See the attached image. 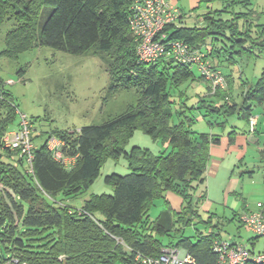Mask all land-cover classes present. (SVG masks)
<instances>
[{
    "label": "trees",
    "instance_id": "16d2710c",
    "mask_svg": "<svg viewBox=\"0 0 264 264\" xmlns=\"http://www.w3.org/2000/svg\"><path fill=\"white\" fill-rule=\"evenodd\" d=\"M199 1L200 5L220 1L222 9L203 14L202 23L188 25L179 17L167 24L161 36L165 35L168 47L172 41L183 40L203 49L212 61L225 55L231 62L234 54L264 52V23L255 22L257 11L250 0ZM133 2L0 0V27L11 22L0 55L18 59L38 46L73 54L94 47L114 57L113 71L121 76L117 82L137 87L140 96L137 106L102 124L86 125L73 133L52 131L28 163L20 149L4 146L19 108L0 75V264H134L135 253L158 255L164 247L185 248L194 259L188 264H216L213 243L220 233H200L195 241L181 238L169 244L161 236L178 225H191L199 216V205L192 202L190 192L205 184L210 147L220 142V136L193 131L194 117L185 109L177 114L186 120L173 122L171 90L206 79L168 55L154 62L139 59L138 41L130 26ZM238 6L242 10L237 11ZM43 12L46 20L38 32ZM231 93L230 87L212 93L209 84L207 94L187 109L205 108L221 116L239 112L249 122L253 106L264 103V69L256 83L243 91L240 106ZM136 129L170 143L172 151L155 155L134 148L126 152L124 145ZM51 136L64 141L62 150L74 158L72 165L54 158L47 142ZM123 153L131 171L106 176L112 193L92 194L80 209L57 201L58 194L84 193L99 174L103 158ZM167 191L179 194L184 203L180 210L168 206L152 221L150 203ZM205 196L200 198L205 201Z\"/></svg>",
    "mask_w": 264,
    "mask_h": 264
},
{
    "label": "rangeland",
    "instance_id": "374dc122",
    "mask_svg": "<svg viewBox=\"0 0 264 264\" xmlns=\"http://www.w3.org/2000/svg\"><path fill=\"white\" fill-rule=\"evenodd\" d=\"M178 2L187 14L190 13L188 16H196L199 19L209 10L222 9L220 1L202 5L199 1V4H194L195 6L190 0ZM250 2L257 11L255 22L264 23V0ZM236 9L242 10L241 6ZM45 14L43 12L41 15L38 32L46 20ZM10 28L11 22L8 21L0 27V52L5 47V35ZM113 59L111 54L101 53L94 47L83 53L73 54L50 46H38L22 52L18 59L0 55V75L19 108L11 130L18 128L21 114H25L32 122L33 142L39 146L47 140L52 131L69 130L73 133L86 125L102 124L125 113L131 106H137L140 98L137 87L117 82L121 80V76L117 71H113ZM223 59L226 66L228 63L225 55ZM216 62H219L217 59L213 63L218 66ZM228 66L234 71L235 82L231 91L233 101L240 105L243 101L244 82L254 84L264 69V52L255 55L234 54L233 61ZM193 71L200 77L201 73L196 66L193 67ZM229 86L228 80L227 87ZM207 92L208 87L203 80L192 84L189 81L178 89H172L171 100L175 111L173 122L186 120L177 114L178 110L185 109L190 117H194L192 129L196 133L220 132L223 126L237 132L248 130V121L239 112L218 116L217 120L224 122L218 125L215 121L213 123L214 116L210 117L211 112L208 109H187L196 104L199 97L205 96ZM254 112L260 118L259 144L250 143L248 149L242 152V156H239V151L229 150L225 152L224 159L221 155L214 156L216 160L219 158L223 161L222 172L214 174L213 164L210 162L205 184L196 185V189L190 192L192 202L199 205V216L191 225L185 227L178 225L170 234L161 235L165 244L176 243L181 238L195 241L200 233L204 236L215 231L220 233L219 238L245 242L249 247L255 242L256 250L264 249V237L251 240L256 236L255 232L248 230L239 220L247 207L258 202V197L262 196L260 190L264 186V106L257 105ZM206 113L207 117L204 116ZM209 119H212L213 126L208 122ZM134 148L148 150L155 155L172 151L170 143L154 139L141 129H136L124 145L126 152H131ZM130 171V163L124 153L119 156L106 155L102 160L99 174L88 190L72 197L58 194L57 201L80 209L92 194L113 192V186L106 182L107 175L113 173L125 175ZM232 177L238 178L239 182L236 192L229 193L225 188ZM170 193L182 200L180 208L182 207L183 198L175 192L167 191L162 197L152 199L148 209L152 221H155L168 206L174 209ZM204 194L205 201L200 198Z\"/></svg>",
    "mask_w": 264,
    "mask_h": 264
},
{
    "label": "built area",
    "instance_id": "2783aa9c",
    "mask_svg": "<svg viewBox=\"0 0 264 264\" xmlns=\"http://www.w3.org/2000/svg\"><path fill=\"white\" fill-rule=\"evenodd\" d=\"M184 13L169 0H134L130 26L135 35L138 46L137 54L143 62H154L160 57L168 55L179 64L190 67L196 66L201 75L210 83L211 92L227 88L225 74L216 66L205 51L192 47L183 40L170 42L169 47L165 35L161 36L163 28ZM257 117L249 119L250 131H255ZM32 122L21 114V120L17 129L9 130L4 137V146L12 149H20L28 163L32 162L34 149ZM48 148L54 158L66 166L74 161V158L64 155L62 147L64 141L56 136L48 139ZM240 222L248 230L255 232L256 236L264 237V204L257 203L256 210H247L240 215ZM213 249L217 254L216 264H264V249L254 250L245 242L217 238L213 243ZM193 257L185 248L164 247L158 255H148L141 252L135 253L134 264H188L193 262Z\"/></svg>",
    "mask_w": 264,
    "mask_h": 264
},
{
    "label": "crops",
    "instance_id": "0c3cea01",
    "mask_svg": "<svg viewBox=\"0 0 264 264\" xmlns=\"http://www.w3.org/2000/svg\"><path fill=\"white\" fill-rule=\"evenodd\" d=\"M169 2L172 5L178 7L184 13V15H186V16L183 17V21L185 22V24L193 25L195 23H202V21H203L202 20V17H201V19H199L196 16H194V17L188 16V15H190V13L189 14L186 13V10L180 6L178 0H169ZM198 2H199V0H190V3L193 6H195L196 4H199ZM190 18H192V19H190ZM223 57H224V55H220V60H219V63L220 64L218 66L221 68V70L225 74V76L227 78V81L229 80V83H230V86L229 87L231 88V91H232L233 90V87H234V82H235V80H234V71L228 66V64L231 62L232 59L231 60H228V61L226 60L227 61L226 63H228V64H226V66H224L223 63H225V62H224ZM216 63H218V62H216ZM203 81L206 82L207 87H208L209 86V83L206 80H203ZM196 82H199L200 83L201 80L196 81ZM254 84L250 85V84H248V82H244V84H243V85H245L244 86V91H245L246 88L251 87ZM242 103H243V101H242ZM257 105L258 106H264V103L263 104H256V105L253 106L254 107L253 108V114H254V116L257 117V123L255 125V131L254 132H251L250 131V125H249L248 126V130L247 131H244V132H243V130H241L240 132H237L235 130H228L227 128H225V126H223V129L220 132H214L213 131L211 133L213 135L220 136V142L219 143L212 144L211 147H210V159H209V163H208V168H209L210 162H212V164H213L212 165V168H213L212 171H213L214 174L218 175L219 173L222 172V164H223V161H221L218 157H217L218 159L216 160V158H214V156L216 157L218 155H221V157L224 159L225 158V152L227 150L233 151V152L239 151L238 152L239 153V156L240 155L242 156L243 155L242 152L244 150L248 149L250 143H255V144L257 143V144H259L258 124L260 122V118L254 112ZM209 115H210V117L211 116H214V119L215 120H213V123L215 121L216 124L222 125L221 124L222 122L217 120L218 119V116H221V115H216V114H213V113L212 114L210 113ZM211 121H212V119H209L208 120L209 123ZM248 124H249V122H248ZM228 182L229 183L227 184V186L225 188V191H228L229 193L236 192V188L238 187L239 179L236 178V177H232V178H230V180ZM260 192H261V195L262 196H260L261 198L258 197V199H259L258 202H262L264 204V186L262 187V190H260ZM170 194H172V195H169V196H171V198L173 199V207H174V209L175 210L176 209L177 210H180V206L182 204V200L178 196L174 195L173 193H170ZM257 203L255 205H250L249 207L246 206L247 207L246 208V211L247 210H256L257 209ZM251 248H253L254 250H256L255 246H251Z\"/></svg>",
    "mask_w": 264,
    "mask_h": 264
}]
</instances>
